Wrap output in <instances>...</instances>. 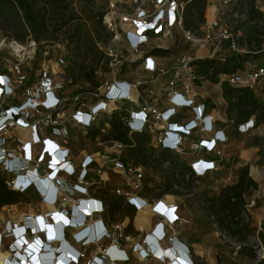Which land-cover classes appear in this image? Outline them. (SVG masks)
I'll use <instances>...</instances> for the list:
<instances>
[{"label":"built area","instance_id":"1","mask_svg":"<svg viewBox=\"0 0 264 264\" xmlns=\"http://www.w3.org/2000/svg\"><path fill=\"white\" fill-rule=\"evenodd\" d=\"M104 1L108 6L103 12L101 24L107 39L102 48L100 67L105 70L104 76L108 80L95 91L74 94L68 104V100L60 96L64 83L51 77L48 66L40 70L35 83L26 87L27 79L20 63L0 58V171L13 176L7 182L13 190L26 193L35 189L44 205L62 206L73 201L75 195H86V187L90 185L88 170H94L93 165H96L95 159L85 156L80 166L75 167L70 161V149L61 147L54 140L61 138L67 141L70 136L62 122L69 106L75 112L72 117L76 125L86 130L91 129L103 115L110 118L118 113L132 143V136L147 133L150 136L149 147L189 155L192 160L185 180L189 176L204 178L218 172L228 137L215 124L203 96L199 94L206 81L196 74L191 63L204 58H178L167 68L159 62L160 57L151 56L147 51L153 41L162 48H169L164 46L163 41L178 37L186 44L197 46L198 50H207L205 58L257 54L248 52L241 44L239 31L221 22L218 6L214 7L210 21L196 30H188L184 27V4L179 0ZM127 3H131V8L130 5L120 8ZM233 19L245 21V11L241 15L234 14ZM260 52H264V45ZM142 57L141 65L146 75L136 80L131 65L140 62ZM221 80L256 91L264 86V65L246 64L242 70L222 76ZM5 81L7 85L4 88ZM159 86L162 88L161 95ZM22 91L25 93L21 100L13 103ZM124 104L134 105L135 108L127 109ZM39 113L48 114L43 122L50 126L48 136L41 138L36 130L41 122L31 118ZM104 124L106 129L102 133L109 129V123ZM13 129L32 132L29 141L18 140L20 148L16 155L3 147ZM236 129L241 134H247L255 129L254 121L249 119L237 125ZM104 143L109 145L107 162H111L115 173L124 177L125 188L116 189L115 195L122 197L136 212L148 209L155 218L150 233L131 244L129 251L125 250L121 248V241L132 239L122 234L119 226H114L112 230L101 219L87 225L83 221L85 217L104 213L102 201L79 198L71 204V209L74 208L78 214L72 215L71 211L61 208L26 214L19 223L8 222V228L0 230V264H128L132 256L144 264H176L174 261L194 264L187 259L191 254L190 248L174 233L176 227L189 221L178 214L177 206H167L160 200L149 202L141 196L152 175L146 166L126 159L125 153L131 146L113 140ZM36 145L41 147L39 153H33ZM73 177L78 182L84 181L83 185L65 182ZM44 182L52 187L50 193L39 191V188L43 189ZM260 189L261 186H258L250 198L248 209L255 206ZM172 190L180 194L190 191L182 183L174 185ZM91 202L97 208L90 213L84 211L85 205ZM58 220L62 223L61 227L57 225ZM81 225L70 235L73 242L70 244L66 232ZM260 231L264 233V226H258L257 233ZM218 234L225 238L222 232ZM105 242L109 245L98 249ZM255 248L256 262L261 264L264 262V246L258 238ZM231 249L232 255L236 256L242 245L232 243ZM110 251H113L114 257Z\"/></svg>","mask_w":264,"mask_h":264},{"label":"rangeland","instance_id":"2","mask_svg":"<svg viewBox=\"0 0 264 264\" xmlns=\"http://www.w3.org/2000/svg\"><path fill=\"white\" fill-rule=\"evenodd\" d=\"M35 8L41 14H43L48 20L49 26H51L52 33L48 37L40 38L38 41L35 37H26L24 40H17L11 37L12 25L8 20H0V58L7 59L8 62L20 63V68L23 75L26 76V87H30L36 82L40 70L48 66V71L51 77L61 83H64L60 96L65 100H69L72 95L86 91L90 89V86L81 78V73L87 71L89 68L95 70V80L99 84H103L108 80L107 76H104L105 70L100 67V61L97 60V51L102 53V48L106 41V34L101 28H95V17L99 12H104L107 8V3L104 0H94L93 2L82 0H66L64 6L68 5L65 16L53 14L50 12V0H33ZM220 9L218 18L221 22L229 28H233L239 31L241 35V44L248 52H257V56L250 57L247 64L251 65H264V52H260L261 46L264 45V0H257L255 3L256 9L262 14V17L252 23H246L245 21H235L233 15H241L243 13V4L241 2H235L233 0H212ZM120 5V4H119ZM131 3L121 5L120 8H127ZM129 8V9H130ZM214 11L213 8L208 11L205 10L204 20H211ZM59 14V13H58ZM164 46L170 48V52L164 56H160L159 62L164 67H171L178 58L186 56H196L198 51L197 46L186 44L178 37H174L172 40L163 41ZM17 45L23 47L22 51L15 52L13 46ZM96 46V50L91 49V46ZM158 42L153 41L151 46L157 47ZM150 46V47H151ZM227 52V51H226ZM225 52V53H226ZM201 54L200 52L198 53ZM250 54V53H248ZM141 59V58H140ZM131 65L134 72V79L144 77L146 74L142 69L141 62ZM69 79L70 81H65ZM206 83V82H205ZM208 83V82H207ZM207 86V85H206ZM220 87V86H217ZM17 95V102L21 100L22 94ZM119 106V105H118ZM127 109H134V105L124 104ZM75 112L73 108L69 106L65 112V116L62 119L63 125L69 131V141H63V139L54 138L61 147H68L70 149L69 157L70 161L75 167H79L82 159L85 156H91L95 159L93 169L88 170L90 185L86 187V195L73 197V201L66 202L64 205L53 207L54 210H60L65 208L71 214H76L75 209H71L72 202H77L80 198L98 199V191H104L109 196L115 195V190L118 188H125L124 177L115 173L112 170L111 162H107V156L110 154L108 151L109 145L104 143L102 131L106 129L105 124L109 121V118L103 115L97 123L89 130H86L76 125L72 115ZM48 116L47 113L35 114L32 120H40L38 124L37 132L41 137H46L49 134V124H44L43 120ZM43 123V124H42ZM90 132L96 133L92 138ZM31 130H18L13 129L9 132V139L3 145V147L11 154H18L20 144L18 140L27 141L31 138ZM89 133V134H88ZM233 134V140L237 145L231 146V151L225 152L224 159L220 163L218 172L208 175L204 178L192 182L188 186L183 185L190 191L183 196H188V200H191L186 204L183 217L189 221L184 226H178L174 229V233L184 234L192 241L196 243L208 244L213 248L218 249L215 251L211 258H203L202 264H210L212 259L214 262H222L223 264H257L256 258V239L258 226H264V221L260 220L256 224H250L252 227H256L254 236L249 237L243 242L242 248H245L243 254L232 255L231 244L234 241L230 240L225 234V238L219 236V230L212 224V219L207 215L204 209V198L214 196L227 185H232L237 179V171L242 166L248 165L249 175L254 181H258L261 189L257 195V199L264 200V131L262 135H239ZM40 145L33 147V153L40 152ZM126 154V153H125ZM127 155V154H126ZM147 168H150L146 166ZM152 175V174H151ZM153 176V175H152ZM263 177V178H262ZM67 184L73 185L75 183L83 185L84 181H77L75 177L65 180ZM153 186V185H152ZM35 189L29 191L30 201L20 202L16 205L4 207L0 210V230H4L7 223L11 224L19 223L21 218L26 214L43 213V205L39 200L35 198ZM154 187H148V193L154 194ZM31 196L34 197L31 200ZM119 197V196H118ZM254 209V208H253ZM252 209V210H253ZM106 208L104 207V212ZM146 216L144 219L147 220ZM86 221V225L93 222V217H85L83 221ZM155 221V219H154ZM121 216H114L109 223L105 225L108 228L119 226L122 234L128 236L125 233L126 224H123ZM81 226L71 228L66 232V237L78 231ZM8 228V227H6ZM264 235L260 231V238L263 241ZM131 241H121V248H125L126 244H130ZM138 242V241H136ZM109 245L108 242L99 245L98 249H104ZM219 247V248H218ZM94 250V249H93ZM89 249L88 251H93ZM223 250H227L230 256H226L222 253ZM151 262H148V264ZM122 264V263H121ZM128 264H144L139 263L136 256L130 259ZM174 264V263H172ZM177 264V263H176ZM259 264V263H258Z\"/></svg>","mask_w":264,"mask_h":264},{"label":"trees","instance_id":"3","mask_svg":"<svg viewBox=\"0 0 264 264\" xmlns=\"http://www.w3.org/2000/svg\"><path fill=\"white\" fill-rule=\"evenodd\" d=\"M50 1L49 5L52 15L65 16L68 5L64 6L62 3L66 0ZM82 1L93 2L94 0ZM256 1H241L246 15V23H252L262 17V14L256 9ZM179 2L184 4L185 29H198L205 22L204 13L207 7V0H179ZM102 16L103 12H99L96 15L94 25L97 29L101 28L107 38V33L101 24ZM0 20L10 21L12 25V34L10 36L17 40L22 41L26 37H35V40L38 41L40 38L48 37L52 33L48 20L36 10L33 0H0ZM91 49L96 50L97 48L92 45ZM96 51L97 60L100 61L103 55L98 50ZM169 52L170 48L151 46L147 54L160 57ZM257 55L254 53L243 55L228 54L225 56L197 59L191 63L196 74L204 81L220 86L222 97L229 101L226 113L230 119H233V126H237L239 125L237 123L253 118L255 128L264 127V86H260L254 91L247 86L232 85L225 80H221L222 76L231 75L242 70L249 62V58ZM81 78L90 86L89 90L82 92L91 93L100 85L95 80V70L92 68L82 72ZM15 102L17 100L13 101V103ZM108 123L109 129L103 134L104 141L113 140L131 146L126 152L127 160L148 167H150V164H153V166H165L161 172L162 182L157 184L155 180H151L153 187L160 189L162 193L171 192L172 187L176 184L182 183V185L188 186L199 179L189 176V179L185 180L187 169L184 167L183 162L177 159L170 151L164 150L156 153L155 149L148 146L150 140L149 134L142 133L132 136V143L128 138L120 114H112ZM90 135L94 138L96 133L90 132ZM67 141H69V138ZM12 178L13 176H7L0 171V210L20 202L30 201L29 191L20 193L7 185V182ZM257 189L258 184L249 175L248 165H245L238 169L237 179L234 184L224 186L217 195L204 198L205 212L211 217L214 227L234 241L235 244L243 245V242L249 237L254 236L256 232V227H252L250 224L252 209L255 206L248 209L247 205ZM177 194L183 196V194ZM98 196L105 201L107 205L105 212H107L109 218L112 219L116 215L125 216L131 223L133 212L123 205L121 201L122 197L109 196L104 191H98ZM32 199L33 197L31 196ZM130 223L125 227V233L130 232ZM257 235V238L263 245L260 232ZM261 237L263 236L261 235ZM244 250L245 248H242L239 254H243ZM261 264H264V262Z\"/></svg>","mask_w":264,"mask_h":264},{"label":"crops","instance_id":"4","mask_svg":"<svg viewBox=\"0 0 264 264\" xmlns=\"http://www.w3.org/2000/svg\"><path fill=\"white\" fill-rule=\"evenodd\" d=\"M216 6L217 5L212 0H207L206 11H208L209 9H212V8L214 9V7H216ZM205 22H207V19H205ZM199 52L201 53L200 55L198 54ZM207 56H208V52L205 49H199L198 51H196V56H195L196 58H205ZM217 86H219V85L206 82V83H204L203 88H201L199 90V94L201 96H203L204 102L208 106L209 113L215 119V124L219 128H221L224 131L225 135L228 137V142L224 147V153H223V159H224L225 152L231 151L232 145H237V143L233 140V134L232 133H237L239 135H246V136L262 135V133L264 131V127H261V126L257 127L247 134H241V133L237 132L236 126L232 125V124H234L233 119H230L226 113V108L228 106L229 101H227L226 99H224L222 97L221 89H220V87H217ZM159 87H160L159 95H161L162 88H161V86H159ZM180 118H182V115L180 116ZM250 119H252L254 121L253 118H250ZM245 122H247V121L239 122L237 124H243ZM155 150H156V153L158 151H164V150H160V149H155ZM171 153L174 154L177 157V159H179L180 161L183 162L184 167L187 169V173L185 174V176H186L190 172L188 165H189V162L192 160L191 157L189 155H178L174 152H171ZM152 166H153V164H150V168H148V169H149V172L153 176H152V178H149L147 180L143 194L141 196L143 198H145L146 200H148L149 202H155V201L160 200L163 204H165L167 206H177L178 207V214L183 217V213H184L186 204H188L191 201V200H188V196L179 195L176 192H174L172 189H171L172 190L171 192L162 193L160 191V189L154 188V192H153L154 194L153 195L148 193V187H150V186L153 187L151 180H155V182H157V184H160L162 182L161 172H162V169L165 168L164 165H162V166H155L154 165L153 167ZM209 175H211V174H209ZM177 179H179V178L177 177ZM262 180L264 181V179H262ZM256 182H257L258 186H260L259 182L258 181H256ZM255 193H256V191L254 192V194ZM263 197H264V195H263ZM35 198H37L39 200L38 195L37 196L35 195ZM98 198L102 201L103 206L107 209V205H106L105 201L103 199H101L99 196H98ZM121 201L126 208H128L129 210H131L133 212V218H132L131 223L127 217H125V216L121 217L122 220L124 221L123 224H126V226H127L130 223V225H131L130 232H127L126 234L131 237L132 241L130 242V244L125 245V248L129 251L131 244L135 243L136 241L142 240L146 234L150 233V231L152 230V228L155 224V221H154L155 218L152 217V215L150 214L148 209H146V210L144 209L142 211L136 212L133 207L126 204V202L124 201L123 198L121 199ZM39 203H40V200H39ZM42 207H43L42 208L43 212L54 211V208L50 205H43ZM116 216H119V215H116ZM146 216L149 217L147 220L144 219ZM93 219H94V221L101 219L104 224L109 223L111 221V218H109L107 212H104L101 215L95 214L93 216ZM260 220L264 221V200H261L259 198V199H257L256 205L252 211L251 222H252V224H256ZM176 234L190 248L191 254L189 256H187L188 257L187 259H188V261L191 260L194 264H202L204 257L209 259V258H211L212 254L218 250L216 248H213V246H208V244L196 243V242L192 241V239L185 236L184 234H180V233H176ZM262 236L264 237L263 234H262ZM68 240H69L70 244H73V242L71 241L70 238H68ZM227 250L232 251L231 248H228ZM227 250H223L222 253L226 256H228V255L230 256V253H228ZM132 257H134V256H132ZM175 262L178 263L177 261H175ZM209 263L210 264H223L222 262H218L217 260H216V262H214L212 259H210ZM122 264H127V263H122Z\"/></svg>","mask_w":264,"mask_h":264},{"label":"bare ground","instance_id":"5","mask_svg":"<svg viewBox=\"0 0 264 264\" xmlns=\"http://www.w3.org/2000/svg\"><path fill=\"white\" fill-rule=\"evenodd\" d=\"M13 48H14V50H15V52H17V53H19V52H21L22 51V48L21 47H19V46H17V45H14L13 46ZM44 189V190H43ZM43 189H40L39 188V191L40 192H43V193H45V192H51V190H52V187L51 186H49V184H48V182H44L43 183ZM95 208H97V205L96 204H94V203H87V205H85V207H84V211H86V212H91L93 209H95ZM79 213V212H78ZM77 213V214H78ZM80 214H82V213H80ZM58 223H57V225H58V227H61L60 225H62V223L58 220L57 221ZM110 255H112V257H114L113 256V251H110ZM120 255V254H119ZM175 262V261H174ZM176 263V262H175ZM178 264V263H177Z\"/></svg>","mask_w":264,"mask_h":264},{"label":"clouds","instance_id":"6","mask_svg":"<svg viewBox=\"0 0 264 264\" xmlns=\"http://www.w3.org/2000/svg\"><path fill=\"white\" fill-rule=\"evenodd\" d=\"M6 85H7V81H5V82H4V85H3V87L5 88V87H6Z\"/></svg>","mask_w":264,"mask_h":264}]
</instances>
